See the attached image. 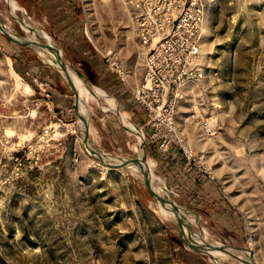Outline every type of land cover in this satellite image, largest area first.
I'll return each instance as SVG.
<instances>
[{"label": "rangeland", "instance_id": "rangeland-1", "mask_svg": "<svg viewBox=\"0 0 264 264\" xmlns=\"http://www.w3.org/2000/svg\"><path fill=\"white\" fill-rule=\"evenodd\" d=\"M77 1L95 62L64 44L42 10L25 0V11H11L0 0V22L13 35L0 26V41L13 44V60L23 66L11 74L0 44V264H238L233 251L213 257L186 243L176 219L160 212L150 176L109 165L116 161L84 143L85 129L92 146L131 160L141 158L139 134L147 164L168 184L158 164L163 152L148 144L147 118L131 93L134 70L126 62H143L145 51L134 11L125 0ZM203 7L204 76L182 87L173 118L213 186L201 185L193 167L196 188L174 175L168 196L185 212L193 239L202 229L209 243L245 248L264 264V0H203ZM22 39L35 40L41 56L56 55L100 93L83 83L87 100L76 107L63 71L43 63L54 69L51 83L25 66L41 61ZM108 49L118 70L105 61ZM34 78L47 82L48 97ZM211 197L219 201L214 208L202 200Z\"/></svg>", "mask_w": 264, "mask_h": 264}, {"label": "built area", "instance_id": "built-area-1", "mask_svg": "<svg viewBox=\"0 0 264 264\" xmlns=\"http://www.w3.org/2000/svg\"><path fill=\"white\" fill-rule=\"evenodd\" d=\"M134 11L141 45L144 46L145 72L132 89L134 102L147 118L148 142L157 152L177 146L185 165L195 167L199 179H214L208 168L194 158L174 125L175 103L182 87L204 76L200 62L203 0H125ZM111 69H119L112 49L104 54ZM48 97L47 82L34 78Z\"/></svg>", "mask_w": 264, "mask_h": 264}, {"label": "crops", "instance_id": "crops-1", "mask_svg": "<svg viewBox=\"0 0 264 264\" xmlns=\"http://www.w3.org/2000/svg\"><path fill=\"white\" fill-rule=\"evenodd\" d=\"M17 4L21 9L25 11V0H16ZM26 3L28 4V8L30 9H40L44 12L45 16L49 19L53 33H56L57 36H59L60 39H62L63 43L66 45H75L82 48V54H79L81 56V59L84 62H95L94 61V53L95 51L88 45L87 41L84 39L86 35V31L83 27L84 20L83 16L81 14L83 13L81 11V8L78 4L77 0H26ZM136 25L134 22V30H136ZM5 34V33H4ZM136 35L138 36V33L136 32ZM139 37V36H138ZM12 41V38H9ZM138 41L140 42L139 38ZM84 42V43H83ZM136 43V42H135ZM0 44L4 48L3 51L5 54L9 57L7 62V65L10 66L11 74L14 73L15 70L18 71V69L22 70L23 66L19 62H15L13 60L14 54L12 49V43H9L7 40L0 41ZM138 47L144 48V46L140 45ZM144 56V53H143ZM23 62V61H22ZM16 63L19 66V68L16 67ZM25 66L32 71V73H36L37 75L40 74L42 77H48L49 82H53L51 78H53V71L54 69L49 66H45L43 63H38L35 65L33 62H27L25 63ZM127 68H129L128 72L130 70L133 71V75L129 76V80L134 84H138L143 77V74L145 72V66L144 62H126ZM132 68V69H130ZM51 75V76H50ZM67 79H69L66 76ZM70 81V79H69ZM72 86V85H71ZM51 95L54 93L58 95V91H52L50 90ZM139 112H141L139 110ZM140 114V113H139ZM141 117V116H140ZM139 119V118H138ZM149 145H151L148 142ZM160 161L158 164L163 165L164 168L163 171L166 170L165 177L168 181V185L172 186V182H170V178H172L175 175V178L179 180L180 183L183 184V186L189 187L191 190L195 189L196 186H194V179H195V170L192 168L191 171H189V166L185 165V162L182 160V154L179 148L173 146L169 148L167 151L163 152L160 155ZM169 170L170 173H167ZM161 172V171H160ZM196 180V179H195ZM201 185L209 187L211 189V183L208 181L200 182ZM169 185V186H170ZM213 186V185H212ZM195 187V188H194Z\"/></svg>", "mask_w": 264, "mask_h": 264}, {"label": "bare ground", "instance_id": "bare-ground-1", "mask_svg": "<svg viewBox=\"0 0 264 264\" xmlns=\"http://www.w3.org/2000/svg\"><path fill=\"white\" fill-rule=\"evenodd\" d=\"M6 3L8 5H10V9L11 11H15L16 9H20L21 8L19 7V5L14 1V0H5ZM43 50L42 49H38L36 50V53L39 55V57H42L43 59L46 60V62H49L50 64H52L53 66L57 67L58 66V63L60 60L56 57H54L52 54H49L48 52L45 53V57L44 56H41V52ZM46 51V50H45ZM47 56V57H46ZM61 71V70H60ZM63 74L65 76H67L69 79H70V82H71V85H72V88H73V91L75 93V96H76V107L81 104V100H87L86 98V92L84 93L83 91V81L81 80V77L74 71L72 70L70 67L68 69V72H63ZM92 94L93 95H96L97 96V93H100V91H98L97 89H95L94 87L91 88L89 87ZM85 89V88H84ZM96 99V98H95ZM81 102V103H80ZM89 104V103H88ZM80 106V105H79ZM87 106V105H86ZM111 107V106H110ZM85 108V107H83ZM113 108V107H112ZM79 110V108H78ZM87 110V109H86ZM90 110V109H89ZM82 114V111H85L83 110L81 107H80V110H79ZM84 113V112H83ZM84 116V114H82ZM86 116V115H85ZM90 124V123H89ZM90 131V127L87 128V131ZM88 134V133H87ZM90 141V140H89ZM97 141V140H96ZM95 141V142H96ZM89 144V147H91V149L93 150V152L99 156V157H105L107 158L109 161L111 160H115L116 164H122L124 167H133L135 171L139 172L141 174V176H146V171H145V166L143 164V156H142V152H141V158L138 157H132L131 160H130V157H117V158H113L107 154H105L104 152H102L101 150L97 149L96 147L92 146L90 143ZM95 144V143H94ZM142 144H140L141 146ZM146 166L152 170V168L150 167V165L146 164ZM156 183V188L158 191H160L161 189H163L165 191V187H164V184L162 182V180L160 178H157V180H155ZM158 206L160 208V212L162 213V215L164 216H167V217H170V218H174V219H177V216L176 214L169 208L165 207L164 205H162L160 202H158ZM177 208H179V210L182 212L183 214V218H184V225H185V232H186V237L188 240H191V241H194V242H207L208 244H210V247H205L206 251L213 257H216L217 255L221 254L224 252V250H221L220 248L223 247V246H227L225 244H222L221 242H213V244L209 243V241L206 240V238L204 236H202L204 230L200 229L199 231V237L197 239H193L188 233H187V216L185 214V212L183 211V209L180 207V206H177ZM246 252V251H245ZM236 256H237V263L238 264H251L249 262V260H247L246 258V255H244L243 253H239V252H235ZM214 263V261H213Z\"/></svg>", "mask_w": 264, "mask_h": 264}, {"label": "water", "instance_id": "water-1", "mask_svg": "<svg viewBox=\"0 0 264 264\" xmlns=\"http://www.w3.org/2000/svg\"><path fill=\"white\" fill-rule=\"evenodd\" d=\"M10 6V5H8ZM0 26H2V31L5 33V35L8 37V38H13V35L11 33H9L7 30H5L3 28V24L0 22ZM30 29L32 31H36L35 28L33 27H30ZM23 42H26L25 40L22 39ZM26 43H29L35 50H38L39 47H37V43L35 40H29V42H26ZM38 55V54H37ZM54 55V54H53ZM39 57V55H38ZM54 57L58 58L56 55H54ZM40 61L44 64H47L49 66H52V67H55L53 66L52 64H50L49 62H46L45 59H43L42 57H39ZM59 59V58H58ZM60 60V59H59ZM58 63V66L56 67L57 69L63 71V72H68V69H69V66L68 64H66L65 62L63 61H59L57 62ZM78 74V73H77ZM81 80L88 86V87H91L93 88V86L84 78L81 77ZM75 94V93H74ZM76 97V96H75ZM76 100V99H75ZM118 114H120V111L117 110L116 111ZM138 140L140 141L141 139V146L139 147L141 152H142V156H143V164L145 166V171H146V175L150 176L152 181H153V187L151 188L152 189V192H153V195L154 197L156 198V200L158 202H160L162 205H164L165 207L171 209L177 216V228H178V231H179V234L181 236V238L186 242V243H189L191 245H194V246H198V245H202V246H205V247H210V244H208L207 242H194V241H191V240H188L187 237H186V232H185V225H184V218H183V214L182 212L179 210V208L176 207V205H174L169 196H168V189L170 188L169 185L167 184V182L165 180H163L157 173H155L153 170L149 169L146 164H147V158L145 156V153H144V150H143V144H144V140L142 138H140V135L139 134H136ZM83 141L84 143L86 144V146L88 147V149L90 150V152H92L94 155H96L93 150L91 149V147H89V144H88V141H87V136L85 134V129L83 131ZM97 156V155H96ZM109 165H112V166H122V164H116V163H112ZM157 178H160L164 184V187H165V193L164 194H160L156 188V181ZM188 230V228H187ZM221 250H228V251H233V252H239V253H243L244 255H246V258L247 260H249V262L251 264H259L253 254L250 252V251H247L245 248H242V247H234V246H223L220 248ZM246 251V252H245Z\"/></svg>", "mask_w": 264, "mask_h": 264}, {"label": "trees", "instance_id": "trees-1", "mask_svg": "<svg viewBox=\"0 0 264 264\" xmlns=\"http://www.w3.org/2000/svg\"><path fill=\"white\" fill-rule=\"evenodd\" d=\"M191 169H192V167L189 169V171H191ZM196 179H197V178H196ZM206 180L208 181V179H206ZM201 182H204V181L202 180ZM200 184H201V183H200ZM206 199H210L211 202H210V206H209V207H212V208L215 207V203H216V202H219L218 199L211 197V198H202L203 203L208 202V200H206ZM220 199H221V197H220ZM208 203H209V202H208Z\"/></svg>", "mask_w": 264, "mask_h": 264}]
</instances>
